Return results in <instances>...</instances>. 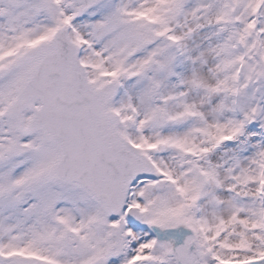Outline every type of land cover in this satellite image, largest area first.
<instances>
[{"label": "snow or ice", "instance_id": "snow-or-ice-1", "mask_svg": "<svg viewBox=\"0 0 264 264\" xmlns=\"http://www.w3.org/2000/svg\"><path fill=\"white\" fill-rule=\"evenodd\" d=\"M0 264H264V0H0Z\"/></svg>", "mask_w": 264, "mask_h": 264}]
</instances>
